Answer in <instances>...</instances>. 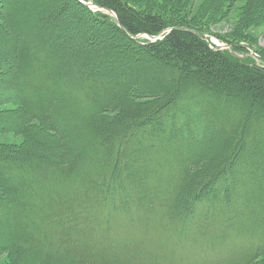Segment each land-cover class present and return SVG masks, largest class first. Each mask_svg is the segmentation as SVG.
<instances>
[{"label": "trees", "instance_id": "trees-1", "mask_svg": "<svg viewBox=\"0 0 264 264\" xmlns=\"http://www.w3.org/2000/svg\"><path fill=\"white\" fill-rule=\"evenodd\" d=\"M188 1L0 0V69L10 74L0 76V133H23L0 148V254L264 264V56L241 45L264 26V0H244L222 50L173 13ZM224 1L201 10L216 16ZM72 19L122 51H72L58 38ZM123 223L153 230L156 246L128 226L112 237ZM166 237L188 242L187 258L164 257ZM216 242L235 244L223 258Z\"/></svg>", "mask_w": 264, "mask_h": 264}, {"label": "rangeland", "instance_id": "rangeland-1", "mask_svg": "<svg viewBox=\"0 0 264 264\" xmlns=\"http://www.w3.org/2000/svg\"><path fill=\"white\" fill-rule=\"evenodd\" d=\"M206 0H189L188 2L183 3L182 5H180L178 7V10H175L173 13H175V15H179L181 16V18H184L185 20H194L193 22H196L195 24L199 27H201L203 30L206 31L207 34H209V36L207 35L208 41L210 44H212L214 47L216 46L218 49L222 50V49H227L229 48L224 41L228 42L227 40H232V33H234L235 28L237 26L238 23V18L240 17L241 11H242V7L244 4V0H226L223 2L222 4V10L221 13L213 16V15H209L207 14V12H205L204 10H201L205 3ZM89 9H91L92 11H96L97 9L95 7H93L90 3H84ZM85 15V14H84ZM86 18V16H84ZM91 17H87L86 20H90ZM82 24L80 21H77L76 19H72L69 26L64 29L63 32L58 34V38L60 41H71L70 44L65 43V45H68L69 47H71L70 49H74L75 51H79V52H92V53H99V55H102L101 53H103L104 51H106V46L107 44L104 43L103 41H101V39L98 38H94L92 37L93 35H96L95 32L93 31H89L86 27L85 29H82ZM247 34L249 35V43L248 44H241L247 47L248 52L250 53L249 56L252 58H254L257 62H259L260 60L258 59L257 54L255 53L254 49L260 53V55L264 56V26L263 25H258V26H253L251 28L248 29ZM224 40V41H223ZM114 46L116 47L115 49L118 50L119 52L122 51L121 46H119L116 41L110 42V44L108 43V46ZM211 45V46H212ZM251 45V48L250 46ZM107 46V47H108ZM69 49V50H70ZM73 51V50H72ZM66 51V55H67ZM96 61L97 58L95 59ZM143 62L145 60H142ZM95 62V61H94ZM99 62V61H98ZM92 65V63H91ZM123 65V64H121ZM150 66V63L148 64ZM93 66V65H92ZM137 66L136 63L131 62L130 67L127 68V70H130L131 74L133 73L135 67ZM145 67H147V64L145 62ZM157 70L155 68L152 69ZM7 72L3 71L0 69V76L3 77L5 76ZM9 73V72H8ZM7 73V76H10V74ZM130 74V76H131ZM133 75H135L133 73ZM10 78V77H8ZM125 77H122V82L125 80ZM128 80V79H127ZM10 81V80H9ZM14 80L13 82H9L10 86L14 85ZM135 87L137 88L138 85H140L139 82H135L134 83ZM9 86V87H10ZM134 87V86H133ZM9 89V88H8ZM129 93L134 94L136 96H134L135 99H139L141 96H138L137 92H135V90L132 88V90L129 91ZM143 98V97H141ZM2 106V105H1ZM4 106V105H3ZM6 107V108H5ZM9 108H7V106L1 107L4 110H12V109H16V106L14 105H10L8 106ZM1 125L0 124V130H1ZM9 127V126H8ZM36 131H41V128H35ZM5 130V129H4ZM6 132H2L0 133V148L2 147H7L9 146H13V145H20L23 143V136L20 131L19 132H15V134H13V130L12 128H6L5 130ZM120 221V219H119ZM119 223V222H118ZM120 225V224H119ZM128 226L129 231L132 234V238L133 239H137V240H145V243L148 245V250L153 248V246H156V241H154L156 238H154L153 236V230L151 231L150 229V234L148 235V232L143 233V231L141 229H135L134 227H132L131 225H126V223H123V226L119 227V226H115L114 224L111 225L112 230H111V234L112 237H118V235L124 236L125 232H126V227ZM187 228H193V226L191 225H187ZM158 228L156 225L154 226V229ZM128 234V233H127ZM148 236V237H147ZM152 236V238H150ZM164 238V237H163ZM161 239V243L164 245L163 247H165V249H162V254L164 257H167V259L172 258V259H185L187 258L189 252H191L190 250L191 247L189 246L188 242H178L175 245L174 239L171 237H166V239ZM119 240V239H117ZM1 239H0V243H1ZM230 242H227L226 245L225 244H218L216 242V246H218L219 249V253L221 254V256L224 258L226 255H228L229 250L233 249V245L235 244H229ZM237 245V244H236ZM168 246V247H167ZM190 249V250H189ZM0 264H22L21 262H17L15 257L12 259V257L10 255L7 254H0ZM25 264H30V260L27 259Z\"/></svg>", "mask_w": 264, "mask_h": 264}]
</instances>
